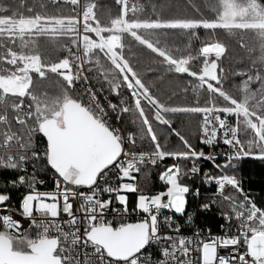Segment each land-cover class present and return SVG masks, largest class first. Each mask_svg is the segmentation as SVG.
<instances>
[{
    "label": "snow or ice",
    "instance_id": "1",
    "mask_svg": "<svg viewBox=\"0 0 264 264\" xmlns=\"http://www.w3.org/2000/svg\"><path fill=\"white\" fill-rule=\"evenodd\" d=\"M49 2L72 11L17 29L0 20V170L17 173L0 184V264H264V200L245 189L240 174L246 159L264 164V75L232 72L224 66L228 45L198 35L224 31L227 18L211 9V17L142 16L155 5L115 0L120 11L112 17L109 9L105 25L96 0ZM248 5L264 20V0ZM161 7L171 5L162 0ZM222 7L231 13L234 5ZM259 33L264 40V24ZM125 36L158 58L157 80L145 83L156 69L137 71ZM52 52L66 54L53 60ZM254 53L253 64L264 63V45ZM165 80L192 103L161 99ZM205 91L217 99L203 100ZM176 114L200 117L193 136L209 151L173 126ZM156 122L178 143L162 138ZM145 142L148 150H138ZM168 159L159 174L166 190L147 194L135 173ZM48 173L53 189L41 191L47 184L40 174ZM20 189L13 204L12 191ZM127 194H136L134 206ZM201 214L223 221L218 233L196 223Z\"/></svg>",
    "mask_w": 264,
    "mask_h": 264
},
{
    "label": "trees",
    "instance_id": "2",
    "mask_svg": "<svg viewBox=\"0 0 264 264\" xmlns=\"http://www.w3.org/2000/svg\"><path fill=\"white\" fill-rule=\"evenodd\" d=\"M85 3H88V0H84ZM99 4L100 9L98 10V15L100 20L107 25L110 19L108 10H111V16L115 17L116 14L120 11L119 8L115 5V0H96ZM142 3L147 5H155V9L149 7L148 11L143 12L142 16H150L153 11L160 14L162 19L164 18H177V17H188L193 18L198 15H202L204 17H211L213 12L210 11H218L220 13L223 0H163L164 4H169L171 7H161L162 0H141ZM70 5L60 4L53 5L49 2V0H0V19L6 20L9 22L21 21L24 19H34L37 16L39 17H59L61 15L67 16L72 11L70 9ZM4 9H7L5 12ZM196 9V10H194ZM122 18V17H121ZM99 27V25H98ZM225 32L229 33V35H225ZM18 34V33H16ZM66 35H73L75 33H66ZM141 35L147 39H154L152 33L148 30H142ZM178 33H169V37L178 36ZM198 35L201 39H211L215 40L218 36L220 37L224 43L228 45L229 48V57L224 60V66L226 68H231L232 72L246 71L250 75L255 76L256 72H259L261 75H264V66L259 65L258 63L253 64L252 59L250 58V43L248 40V36L244 37L240 34L238 36L233 31L228 28H225L224 31L219 30H204L199 29ZM81 40L85 39L83 34L79 37ZM125 47L130 48L131 51H126L125 55L129 56L131 59V63L134 67H136L137 71L143 75L146 71H149L153 68L156 69V75L152 77L145 76V83H151L152 81L157 80L159 74L163 72V68L160 67L157 63L156 57L152 56V54L144 47L139 46V44L131 39L130 37L125 36ZM241 43L244 45L241 47ZM249 44V45H248ZM253 45V44H251ZM201 46L200 41H196L193 45L194 48H199ZM66 53H55L52 52L50 54V58L53 60L62 58ZM181 82L187 79V77H181ZM240 78L237 77L235 79V83H239ZM230 83H233L231 80L230 73ZM97 87H99L97 85ZM159 92L158 95L161 96V99L168 102H171L174 105L184 106V103L191 104L193 101V96L189 93L187 96V100H185L184 95L178 94L174 95L173 90L170 89L167 85V82L159 83ZM179 93V89H176ZM229 91L233 95H239L235 88H229ZM201 96L203 100L208 99H217L215 96H209L207 91L202 92ZM174 120V127L180 130L184 135L189 137L194 144H197L199 147L200 141L197 137L193 136V133L197 131V121L200 119L198 116H189L185 117L179 114L171 116ZM184 121H190V123H184ZM154 127L158 134L162 136H168L170 144H177L178 140L174 134H170L166 126H159L158 122L154 123ZM129 131H135V129L129 125ZM139 144V142H138ZM138 150H148V143L145 142L144 145ZM163 166L160 164L159 166H141V172L135 174L137 177V181L139 182L142 188H145L146 193H151L162 187L159 181V174L163 171ZM240 174L243 176L245 181V189L253 193L257 201L264 200V164L259 161H255L252 159H246L241 162ZM17 173L0 170V184H2L5 180H10L15 178ZM41 176L47 174H40ZM23 189L18 191H12V203L16 204L20 199V194L23 192ZM129 196V204L134 205L136 201V194H127ZM191 202V201H190ZM193 203V201L191 202ZM197 222L205 225V222L208 226L213 229L219 228V224L222 222L218 216L215 217H205L203 214L197 219Z\"/></svg>",
    "mask_w": 264,
    "mask_h": 264
},
{
    "label": "rangeland",
    "instance_id": "3",
    "mask_svg": "<svg viewBox=\"0 0 264 264\" xmlns=\"http://www.w3.org/2000/svg\"><path fill=\"white\" fill-rule=\"evenodd\" d=\"M225 2L226 0H223L222 5ZM231 2L234 5L231 13L229 12V9L221 7L219 17L227 18L224 20V23L228 25L227 28L233 31L238 36H240L241 34L243 36V39L244 37L248 36V40L249 42H251L250 45H248L250 46L251 50L255 49L254 55H259L261 46L264 45V40L261 39L259 29L260 26L264 24V20L256 19L255 15L248 11V0H231ZM21 21L9 23H6V21H4L5 27L17 29L20 26ZM216 22L220 23L221 21L218 19ZM236 25H239L240 27H236ZM258 64L264 66V63Z\"/></svg>",
    "mask_w": 264,
    "mask_h": 264
},
{
    "label": "built area",
    "instance_id": "4",
    "mask_svg": "<svg viewBox=\"0 0 264 264\" xmlns=\"http://www.w3.org/2000/svg\"><path fill=\"white\" fill-rule=\"evenodd\" d=\"M88 10L90 11V9H88ZM96 87H97V85H96ZM201 146H202V145H201ZM202 147H204V146H202ZM220 147H223V146H222V145H221V146H218L217 150H219ZM204 150H205L206 152L209 151V149H208L207 147H204ZM172 162H173L172 160L168 159V160L163 161V162L161 163V165L165 168L167 165L171 164ZM203 166H204L205 168H210V167H211V165L208 164V163H206V162L203 164ZM164 168H163V170H164ZM29 171H31V167H29ZM135 174H137V173H135ZM40 179L46 181L47 187L41 185V186H39V190H41V191H45V190H52V189H53V181H52V179H51V173H48L47 175H44V176H41V175H40ZM109 182H111V183H115V182H116V177L113 176L112 174H110V175H109ZM125 182H128V181H125ZM160 185H162L161 188H159V189H157V190H155V191H153V192H151V193H147V194H154V193H156V192H158V191L166 190L165 187H164V185L162 184V182H160ZM81 190H85V191H86V189H81ZM207 191H208L207 189H202V192H205V193H206ZM105 198H107V196H105ZM190 201L192 202L191 197H189V207H188V211H191V207L193 206V203H191ZM131 206H134V205H131ZM163 214H164V215H168L169 213H168L167 211H164ZM180 222L183 223V219H181ZM196 223H197L201 228L205 227V225H202L201 223L197 222V220H196ZM221 223H223V221H222ZM207 227H209V228L211 229L212 233H214V234L219 232V228H217V229H213L212 227H210V226H208V225H207ZM182 232H183L184 234H189V233L191 232V229H190V228H183V229H182ZM152 252H153V255H154V256H158V255H159V254L156 252L155 249H152Z\"/></svg>",
    "mask_w": 264,
    "mask_h": 264
},
{
    "label": "crops",
    "instance_id": "5",
    "mask_svg": "<svg viewBox=\"0 0 264 264\" xmlns=\"http://www.w3.org/2000/svg\"><path fill=\"white\" fill-rule=\"evenodd\" d=\"M28 20H30V19H24V20H22V21H28ZM4 21H6V20H4ZM6 23H7V21H6Z\"/></svg>",
    "mask_w": 264,
    "mask_h": 264
},
{
    "label": "bare ground",
    "instance_id": "6",
    "mask_svg": "<svg viewBox=\"0 0 264 264\" xmlns=\"http://www.w3.org/2000/svg\"><path fill=\"white\" fill-rule=\"evenodd\" d=\"M24 190V189H23Z\"/></svg>",
    "mask_w": 264,
    "mask_h": 264
}]
</instances>
